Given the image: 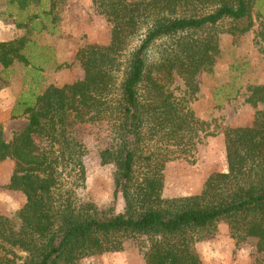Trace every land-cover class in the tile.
<instances>
[{"label": "trees", "instance_id": "trees-1", "mask_svg": "<svg viewBox=\"0 0 264 264\" xmlns=\"http://www.w3.org/2000/svg\"><path fill=\"white\" fill-rule=\"evenodd\" d=\"M15 1L25 9L27 0L8 3ZM62 1L36 0L37 12L17 26L50 27ZM91 2L110 25V39L77 50L82 78L37 89L34 74L10 110L26 125L5 140L0 123V161L14 163L7 187L25 196L11 216L0 213V264H80L121 251L138 235L150 239L145 264H203L194 244L219 222L237 247L251 242L264 264V107L250 124L224 128L226 171L209 174L199 193L162 194L165 164L192 159L199 133L215 135L187 105L199 89L196 76L212 70L218 35L249 31L264 0ZM224 21L229 29L218 27ZM29 42L24 34L0 40V90L14 63L28 65ZM175 75L182 97L169 89ZM248 91L249 104L264 103V84ZM89 125L97 128L95 155L115 167L120 212L75 194L74 181L85 179L80 132Z\"/></svg>", "mask_w": 264, "mask_h": 264}, {"label": "rangeland", "instance_id": "rangeland-1", "mask_svg": "<svg viewBox=\"0 0 264 264\" xmlns=\"http://www.w3.org/2000/svg\"><path fill=\"white\" fill-rule=\"evenodd\" d=\"M18 3L0 0V40L23 34L30 40L25 49L28 65L14 63L0 90V123L5 140H10L27 123L25 116L11 117L10 110L21 91L28 88L27 82L34 74L38 75L37 89L80 79L83 71L76 59L77 50L90 43L106 44L110 39V25L91 0H63L54 10L56 18L52 13L46 22L50 27L38 30L19 27L17 22L37 12L39 3L27 0L25 9ZM43 6L48 8L46 4ZM261 12L260 16L253 10L249 31L235 36L220 33L219 53L212 70L196 76L199 89L187 105L197 118L207 122L208 131L215 135L199 133L194 159L165 164L164 197L199 193L209 174L226 171L224 128L250 124L254 111L264 107V103L253 107L246 101L249 86L264 84V5ZM230 26L229 21L218 24L222 29ZM184 88L181 78L175 75L169 89L175 96L182 97ZM96 134L97 128L92 125L81 128L79 138L86 148L82 155L85 179L83 183L79 179L74 181L75 194L81 201H91L100 209L112 207L120 212L124 209V201L114 192L115 167L101 164L95 155ZM13 167L11 159L0 161V213L9 216L25 202L23 193L7 187ZM149 243L147 235H138L126 240L123 250L86 256L80 264H145L144 251ZM194 247L203 264H260L256 260L255 246L242 242L237 247L225 222H219L214 233L197 241Z\"/></svg>", "mask_w": 264, "mask_h": 264}, {"label": "crops", "instance_id": "crops-1", "mask_svg": "<svg viewBox=\"0 0 264 264\" xmlns=\"http://www.w3.org/2000/svg\"><path fill=\"white\" fill-rule=\"evenodd\" d=\"M8 40V39H7Z\"/></svg>", "mask_w": 264, "mask_h": 264}]
</instances>
